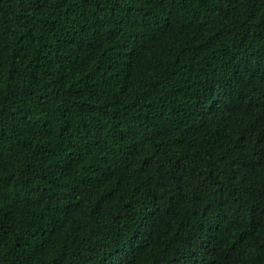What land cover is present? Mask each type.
Instances as JSON below:
<instances>
[{
	"label": "trees",
	"instance_id": "trees-1",
	"mask_svg": "<svg viewBox=\"0 0 264 264\" xmlns=\"http://www.w3.org/2000/svg\"><path fill=\"white\" fill-rule=\"evenodd\" d=\"M0 264H264V0H0Z\"/></svg>",
	"mask_w": 264,
	"mask_h": 264
}]
</instances>
